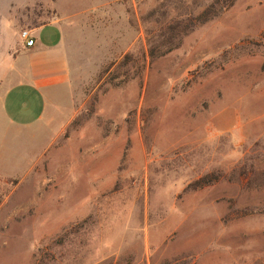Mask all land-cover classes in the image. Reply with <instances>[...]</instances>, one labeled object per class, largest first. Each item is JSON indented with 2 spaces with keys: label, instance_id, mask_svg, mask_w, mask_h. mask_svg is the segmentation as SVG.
<instances>
[{
  "label": "rangeland",
  "instance_id": "374dc122",
  "mask_svg": "<svg viewBox=\"0 0 264 264\" xmlns=\"http://www.w3.org/2000/svg\"><path fill=\"white\" fill-rule=\"evenodd\" d=\"M157 1L0 0V104L23 32L61 25L69 68L0 126V264H264V0L186 35Z\"/></svg>",
  "mask_w": 264,
  "mask_h": 264
},
{
  "label": "crops",
  "instance_id": "0c3cea01",
  "mask_svg": "<svg viewBox=\"0 0 264 264\" xmlns=\"http://www.w3.org/2000/svg\"><path fill=\"white\" fill-rule=\"evenodd\" d=\"M27 31L35 41L28 48L22 39L25 48L21 49L24 58L21 69L28 78L7 93L0 104V126L7 131L35 129L47 111L51 91L65 85L69 77L62 26L51 22ZM31 101L35 103L32 108Z\"/></svg>",
  "mask_w": 264,
  "mask_h": 264
},
{
  "label": "trees",
  "instance_id": "16d2710c",
  "mask_svg": "<svg viewBox=\"0 0 264 264\" xmlns=\"http://www.w3.org/2000/svg\"><path fill=\"white\" fill-rule=\"evenodd\" d=\"M206 1L208 2L207 5H199L196 7L199 11L193 13L191 11L183 10L186 7V0H158L157 6L154 11L151 12L150 17L153 18L155 24H158L168 20L171 16V19H173L175 15L178 20H173L174 22L169 24V31H178L180 35H186L194 28L219 17L224 10L233 5L235 0H205V2ZM182 17H186V20H180ZM181 25H186L187 29H183V31L180 32ZM157 49L155 48L154 52Z\"/></svg>",
  "mask_w": 264,
  "mask_h": 264
},
{
  "label": "built area",
  "instance_id": "2783aa9c",
  "mask_svg": "<svg viewBox=\"0 0 264 264\" xmlns=\"http://www.w3.org/2000/svg\"><path fill=\"white\" fill-rule=\"evenodd\" d=\"M23 41L26 43L28 48H31L35 45L34 39L31 37V34L28 31H25L21 35Z\"/></svg>",
  "mask_w": 264,
  "mask_h": 264
}]
</instances>
